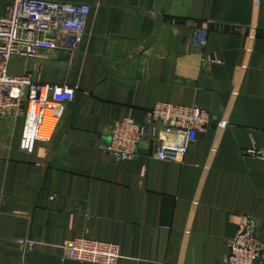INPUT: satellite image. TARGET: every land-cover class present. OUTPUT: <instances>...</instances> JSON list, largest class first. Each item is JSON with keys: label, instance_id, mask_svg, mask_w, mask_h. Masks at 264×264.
I'll use <instances>...</instances> for the list:
<instances>
[{"label": "crops", "instance_id": "0c3cea01", "mask_svg": "<svg viewBox=\"0 0 264 264\" xmlns=\"http://www.w3.org/2000/svg\"><path fill=\"white\" fill-rule=\"evenodd\" d=\"M48 1L93 9L75 57L9 65L75 98L49 142L24 140L25 118L0 119V264H88L62 261L77 238L119 245L120 264H222L248 216L264 242V166L244 155L264 144V0ZM158 103L212 115L182 163L100 151L109 125L142 124Z\"/></svg>", "mask_w": 264, "mask_h": 264}, {"label": "built area", "instance_id": "2783aa9c", "mask_svg": "<svg viewBox=\"0 0 264 264\" xmlns=\"http://www.w3.org/2000/svg\"><path fill=\"white\" fill-rule=\"evenodd\" d=\"M93 7L48 0H11L5 14L0 13V119L25 118L23 138L30 142H49L63 116L64 108L75 98L69 87L42 85L30 74L16 76L9 65L16 57L35 59L41 52L75 57L86 37L87 21ZM208 33L197 28L194 47L204 60ZM212 124V115L198 106L158 103L148 110L138 124L125 118L109 125L107 140L101 142L102 153L121 162L138 157L144 147L157 161L182 163L198 135ZM223 121L221 128L227 126ZM264 166V144L244 152ZM259 222L246 217L222 264H264V242L259 237ZM17 245L32 250L36 243L19 239ZM62 261L88 264H120L124 257L119 245L77 238L61 245ZM131 264H142L131 259Z\"/></svg>", "mask_w": 264, "mask_h": 264}, {"label": "water", "instance_id": "95a60500", "mask_svg": "<svg viewBox=\"0 0 264 264\" xmlns=\"http://www.w3.org/2000/svg\"><path fill=\"white\" fill-rule=\"evenodd\" d=\"M68 58H70L69 55H67L66 59H68ZM256 264H259V261Z\"/></svg>", "mask_w": 264, "mask_h": 264}]
</instances>
